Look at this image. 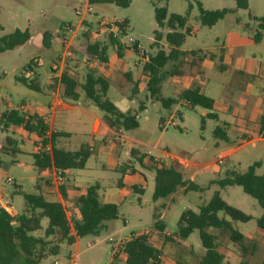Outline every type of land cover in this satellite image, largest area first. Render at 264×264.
<instances>
[{
    "label": "rangeland",
    "instance_id": "1",
    "mask_svg": "<svg viewBox=\"0 0 264 264\" xmlns=\"http://www.w3.org/2000/svg\"><path fill=\"white\" fill-rule=\"evenodd\" d=\"M197 1L204 9L226 8L230 12L213 26H202L198 20ZM189 2L192 3V9L188 12L187 24L192 32L186 35L180 46L181 50L218 51L221 47L229 50L233 46V54L237 59L255 57L264 63V39L258 43L251 40L257 19L264 16V0H248V7L245 9L237 8L234 0H159L158 5H166L168 13L186 14ZM83 7L84 0H0V37L15 28H28L31 35L29 43L0 52V110L7 105H12L16 109L21 101H25L29 109L40 111L39 107H43L44 111H48L46 103L50 101L51 94L44 85L46 81L52 83L49 79L46 80V74H49V67L53 66V61L60 65L58 57L66 58L70 55V49L67 53L63 50L62 32L65 25L70 23L76 25L79 22L83 14L78 17L75 15V10H81ZM101 18L114 21L127 20L128 31L118 40L121 44H125L128 42V37L136 39L145 54H153L157 50L153 46L154 30L160 29L163 33L167 31L166 28L157 27L151 0H130L128 7H120L114 3L90 4V11L85 14L83 25L87 29H94ZM245 24L248 25L247 28ZM45 32L50 35L51 42L48 45L43 43ZM78 34L80 35L81 31H78ZM63 36L68 39L71 32L66 31ZM80 38L82 43L80 46L85 52L87 43L82 37ZM159 47L163 49L168 47L164 39L160 41ZM106 48L107 55L111 58L116 50L110 44H107ZM127 51L130 66L138 60L143 62L144 59L135 51L131 49ZM31 58L37 59V63L42 62V65L36 69L39 78L34 81L38 89L41 86V90H35L17 80V76L24 73L23 68H26ZM188 59L185 58L186 61ZM67 62L73 63V60ZM67 62H64L63 70L69 65ZM170 66L169 64L166 68ZM71 67L75 69L74 66ZM183 69L186 73L190 71L187 63L184 64ZM139 70L136 75L141 77L142 63ZM205 72L206 75H200L197 83L208 96L217 101L215 108L217 120L207 117L208 109L201 106L190 107L183 100L169 109L165 108L159 101L150 98L146 88H140L137 97L134 96L137 100L130 101L129 82L122 77L121 84L127 87L125 89L122 87L121 90L117 86L119 76H111L107 96L119 110L130 109L137 114L138 126L129 131H122V134L130 137L133 142L120 139L121 143L116 146L113 153L108 155L93 153L87 159L84 169L80 171L72 169L73 174L68 178L71 179L76 172H80L81 181L99 179L107 185V189H110L107 191L110 194L106 197L118 203L119 216L115 220L108 221L106 229H102L98 235H85L78 238V243L70 244L65 238L48 237L46 240L51 243L45 247L46 251L42 257L29 264H115L108 255L110 248L108 237L118 240L133 231L150 230L155 220L154 213L158 214V219L165 225L166 233L173 234L177 229L181 212L184 209L197 211L216 190L228 204L252 216L247 222H232V226L244 236L247 246L245 253L236 242L228 238V231L227 235L223 233L224 235L221 236L220 250L226 255L227 261L233 264L246 259L251 264H264V233L258 229L255 222L262 213L260 205L238 185L220 188L216 184L226 171L243 172L254 162L259 163L255 170L257 174H261L264 170V138L254 139L257 133L249 127L246 128L243 119L237 117L233 122L234 113L243 105L242 92H246L247 89L251 90L253 95H261L262 86L256 77L238 73L236 70L228 71L223 81H217L208 75L207 69ZM78 76L80 79L84 77L81 74ZM28 77L32 79L33 76ZM166 83L164 81L161 84V95L176 97L173 87ZM225 87H227V99L224 96ZM82 100L83 96L76 102L67 101L79 105ZM140 100L143 101L145 108L138 107ZM226 105L227 111L223 109ZM225 120L227 135L226 139H221L213 134V129ZM241 131L249 135L247 139L241 137ZM2 140L0 133V142ZM83 140L89 141V136L79 130L70 139L73 147L77 145V141ZM108 143L114 144L110 140ZM131 148L138 151L137 156H141V162L136 156L129 159L137 171L136 177L140 178L143 190L139 193L130 188L126 194L120 196L115 186L119 174L109 166L112 158L110 155L118 154V162L121 163L126 161L127 151ZM148 152L150 157L160 160L166 166L174 161L178 162L183 179L193 182L197 189L184 191L183 188H178L167 197L153 200L154 171L146 167L150 159L147 156ZM219 158H223V162L215 164ZM102 164L106 165L105 168H102ZM36 174L35 169L23 170L17 165L2 168L0 188L10 194L5 199L15 209H22L24 204L22 196L14 192L17 186H20V190L25 193L39 192L30 180V176ZM7 177L12 179V182L9 183ZM99 191L102 195L103 189ZM67 210L68 215L73 211L71 206ZM218 215L222 216L221 213ZM124 219L127 220L125 224ZM40 224L41 228L31 233L33 236L43 235L44 229L48 226V219L42 218ZM207 231L214 234L219 232L218 229L213 228H208ZM154 241L155 244L161 243L158 239ZM50 248L52 250L48 251ZM202 252L198 231L193 230L184 241L174 237L173 242L163 243L159 264H197ZM14 263L25 264L24 258H19Z\"/></svg>",
    "mask_w": 264,
    "mask_h": 264
},
{
    "label": "trees",
    "instance_id": "2",
    "mask_svg": "<svg viewBox=\"0 0 264 264\" xmlns=\"http://www.w3.org/2000/svg\"><path fill=\"white\" fill-rule=\"evenodd\" d=\"M159 0H151L154 7V18L158 28H166L163 33L160 29L153 32V46L157 48L153 54H145L142 69L148 76L146 83L150 98L159 101L165 108H171L178 101L183 100L188 106H201L208 109L207 117L216 119L213 112V99L202 93L198 88L185 89L176 98L163 97L160 94L162 82L170 76H182L185 74L183 66L188 63L190 67L199 69L201 61L208 57L211 60L221 61V56L214 55L207 50L183 51L180 49L187 34L190 33L188 26V12L192 9V3H188L186 14L168 13L166 5H158ZM237 8H247L248 0H234ZM114 3L120 7H128L130 0H89L93 3ZM198 20L202 26L211 27L221 20L229 9H204L197 1ZM119 29L125 34L127 31V20H122ZM246 28L247 24L244 25ZM30 38L28 28L23 30L15 28L7 35L0 37V52L12 50L23 45ZM49 34H43L44 45L49 44ZM164 39L167 48L159 47L160 41ZM264 39V16L257 19L256 26L252 30L251 40L258 43ZM110 44L120 56L123 46L120 42L109 35L104 42L94 41L86 45V51L91 57L100 61H106V45ZM136 52V51H135ZM185 58H189L187 61ZM37 64V59H31L23 68V72L31 71ZM171 65L166 68L167 65ZM222 69V65L218 64ZM17 76L21 83L34 88V80L28 79L25 75ZM60 82L63 95L73 101L83 93L84 97L90 100L105 113L108 124L117 129L129 131L138 126L135 116L129 112L120 111L108 98L107 90L109 83L107 79L93 70H88L84 80L80 82L75 76L67 71H62ZM134 86L132 92H134ZM10 125L20 126L28 132H35L40 138L45 135L47 124L37 114H21L16 109H5L0 113V128ZM264 116L261 117L262 128ZM213 134L221 139H226L225 126L216 125ZM56 134L51 136V154L46 151H36L32 154L33 165L38 170H48L51 166L64 170L82 169L89 156L93 153L92 147L82 143L77 150L68 151L54 144ZM19 149L16 141L11 136H6L3 143H0V168L5 165L2 157L9 158L10 163H15ZM141 160V159H139ZM259 163L254 162L245 171L238 172L228 170L224 176L217 180L218 187L238 185L242 191L256 199L262 209V213L255 219L256 226L264 233V170L261 174L256 173ZM154 171L153 200L161 199L171 195L178 188L184 191L196 190L193 182L183 179L180 171V164L176 161L166 166L161 161H155L149 166ZM24 200V207L20 212L11 215L5 208L0 206V264H15L19 258H24L25 264L38 261L46 251L48 237L65 238L71 244L74 238H81L85 235H98L102 229H106V223L115 220L119 216V208L116 204L105 202L99 193V184L94 182L88 185L84 194L78 197L76 207L78 214L67 218L66 210L60 202L47 200L41 192L25 193L19 192ZM218 213L222 216L219 217ZM155 220L150 230L130 238L123 248L124 264H159L163 243L174 241V237L185 240L193 230L198 231V236L203 248V254L199 257L197 264H230L226 256L220 252V237L225 233L228 238L236 242L245 253L247 250L244 236L232 222H247L252 216L244 211L228 204L219 194L214 191L209 200L201 205L197 211L184 209L179 217L177 229L173 234L165 232V225L153 214ZM46 217L48 226L44 229L42 236H33L31 233L41 228V220ZM208 228L218 229V234L208 232ZM154 239L161 241L155 244ZM55 246H52L54 248ZM50 248L48 251H51ZM233 264H251L242 259Z\"/></svg>",
    "mask_w": 264,
    "mask_h": 264
},
{
    "label": "crops",
    "instance_id": "3",
    "mask_svg": "<svg viewBox=\"0 0 264 264\" xmlns=\"http://www.w3.org/2000/svg\"><path fill=\"white\" fill-rule=\"evenodd\" d=\"M96 32H97V29L95 27L94 29H88V32L86 33H81L80 35L78 34L75 37L70 36L66 44L64 42V39H67V38L63 36L62 34L61 43H62V46L64 47L63 48L64 52L67 53V50L69 49L71 51H70V55L66 58L65 56L58 57V59L60 60V63H59L60 65H57V63L53 61V66L49 67V74H46L47 76L46 80L49 79L50 83H52V84H49V82L46 81V84L44 85L46 90L51 94L50 101L46 103V107L48 111H44L43 107L42 108L39 107L40 111L27 108L28 111L26 113L27 114H37L40 117H43V116L46 117L47 130L45 132L44 139H45L46 133L52 129L53 134H56V137L54 138V144L56 147H60L68 151H74V150H77L82 143H87L89 146L92 147L94 154L101 153V154L108 155V154L113 153L116 146L119 143H121L120 139H127L132 142L133 140L130 137L124 136L122 134V131H123L122 129L116 130L115 128L111 127L105 118V113L102 110H100L96 105H94L90 100L85 98L82 92L79 93V97L76 100V101L80 100L81 97L83 96V100L81 104L77 105V103L73 104V103L68 102L67 100H71V99L63 95V90H62V86L60 82L61 72L67 71L69 74H71L72 76H75L80 82H82L84 80L86 72L88 70H93L96 74L102 75L107 79L109 83V87H110L111 76H119V82L117 86L121 90L127 87L121 84V79L122 77H124L127 80V82H129L130 84L131 94H129L128 96L130 101L133 99H136L134 96L138 93V90L140 88L147 89L146 83L148 80V76L144 72L142 73L141 77L136 75L138 71H140L139 68H140L141 63L143 66V63L145 62V60H143V62H140V60H138L136 62L131 63V66H130V59L128 56L129 52L127 51L128 49L123 48V50L120 53V56L115 52L114 55H112L110 58V56L107 55V48H106V61L104 62L100 61L96 57L94 58L91 57L87 53V51L84 52L83 48L80 46L82 45V43H80V40H81L80 37H82L86 43H89V42L91 43L94 41L104 42L106 40V36L104 33L102 32L96 33ZM191 32L192 31L190 30V33ZM30 39H31V35H30L29 40L26 43H29ZM74 41L76 42L72 45ZM50 42L51 41L49 38V44ZM103 45H106V44H103ZM211 52L214 53V55H216L217 57L220 55L221 61L217 60V58L216 60H211L210 58L205 57L201 61L199 69L197 67L189 66L190 71L188 73L185 72V74L182 76H170L164 81L167 82L166 84L169 83L173 87V90L177 94V96L181 91L185 89H192L195 87L198 88L202 93L207 95L205 91L202 89V87H200L199 83H197L199 81L200 75H203V76L206 75L205 69L208 70V75H211L217 81H223L224 77L227 76V72L233 71V70H236L238 73H241V74L250 75L251 77L253 76L256 77V79L260 82L262 86V94L253 95L250 92L251 90L248 91L247 89H245L247 93L242 92V95H241L243 99V105L241 106V109L236 110V112L234 113L233 122L235 118L237 119V117H239L240 119H243L244 126L246 128L249 127L252 131L257 133V136L254 137V139H258L260 137L264 138V126L262 128L260 127L261 117L264 116V63L258 61L255 57H252V58L241 57L240 59H237L236 57H234V54H233L234 53L233 46L229 50L225 49L224 47H221L218 51H211ZM31 59H34V58H31ZM67 60H73V63H68ZM84 60H87V62L84 63ZM64 62L65 63L67 62L69 65L63 70ZM218 64H221L223 68L220 69L218 67ZM41 65H42V62H38L35 66L32 67L31 71L30 70L27 71L26 73H24V75L28 79H30L28 76L32 75L33 76L32 78L34 79V81L35 79L37 80L39 76L36 73V69L37 67ZM71 66H74L75 69H72ZM80 74L84 76L81 79L78 76ZM131 84H132V87H131ZM33 86L35 90H41V86H40V89H38V86H36L35 84ZM134 86H136V89L134 92H132ZM122 87L124 88L122 89ZM146 92H148V90H146ZM128 93H129V90H128ZM224 96H225V99H227V87L224 88ZM176 97H172V98H176ZM212 99L214 101L213 112H215L217 116V113L215 111V108L217 106V101H215L214 98ZM140 101L141 102L138 107L140 109L145 108L143 101L142 100ZM20 103H25V101H21ZM26 105L28 107V104ZM5 109H9L8 105L3 110ZM223 109L227 111V105ZM3 110H0V113ZM120 111L122 112L129 111L134 116H137L136 112L131 111L130 109L120 110ZM217 119H218V116L216 117V120ZM220 123L221 124H217V125L225 126L226 135H227V121L225 120ZM77 130H79L81 133H84L85 135H88L89 141H84V140L77 141V145L73 147L71 145L70 139L75 134V132H77ZM0 133H2V138H3V140L0 143L4 142L6 136H11L15 139L16 146L19 149V154L15 158L16 160L15 163H10L9 158L2 157L3 160L5 161V165H3L0 168V172L2 171V168L7 167L8 165H17L18 167L23 168V170L35 169L37 171V174L30 176V180L33 181L35 188L39 192H41L47 200L60 202L66 210L67 218L76 216L78 214L77 207H76L77 199L79 196L84 194L86 187L94 182H97L99 184V190L103 189L102 191L103 194L101 195L100 191L99 193L105 202L113 203L116 205L118 204L114 202L113 200L108 199L106 197L107 194H110V192L107 193V191L110 189L109 188L107 189V185L99 181V179L93 180V181H81L80 172H76L74 176L71 179H69L68 176H71L73 173L71 172L72 169H67L63 171L64 172L63 182L60 184H57L53 179L51 168L48 170H41V169L38 170L37 168H35L33 165L32 154L36 152L35 146L37 144V141L41 139L35 132H28L27 130L23 129L20 126L10 125L5 128H0ZM248 136L249 135L245 131H241L242 138L247 139ZM109 140L112 141L114 144H109L108 143ZM137 155H138V151L134 148H131L130 150L127 151L126 161H122L121 163L118 162V158H119L118 154L110 155L112 158L110 160L109 166L113 168L114 171L118 172L119 174L115 181V186L117 187V193L120 196L126 194L129 191L128 189L130 188L134 190L135 192H139V193L142 192L143 190L142 185L140 183V178L136 177L137 171L129 159V157L132 158L135 156L138 160L141 159L140 158L141 156H137ZM149 155H150V152H149ZM155 161H160V160L150 157L148 164H147L148 166L146 167L150 169L149 166H151V163ZM139 162H141V160H139ZM101 166L102 168H105L106 165L102 164ZM82 169H77V170L80 171ZM21 179L24 180L23 177H21ZM15 190L14 192L16 193L22 192V190H20V186H17ZM9 195L10 194H7L0 188V206L5 208L11 215H14L15 213L20 212L23 209L24 204H23L22 209L20 210L15 209L12 205L8 203V200L5 199L9 197ZM70 206L73 211L71 212L70 215H68L67 208H69ZM123 222L125 224L127 223V220L124 219ZM134 232H141V231H133L131 233H134ZM167 234H170V233H167ZM73 243H78V239L74 238ZM219 250H220V247H219ZM220 252L222 251L220 250ZM189 253L192 254L191 252ZM123 261H124V256H123Z\"/></svg>",
    "mask_w": 264,
    "mask_h": 264
},
{
    "label": "built area",
    "instance_id": "4",
    "mask_svg": "<svg viewBox=\"0 0 264 264\" xmlns=\"http://www.w3.org/2000/svg\"><path fill=\"white\" fill-rule=\"evenodd\" d=\"M90 11V3L89 0H84V7L81 10H75V15L76 16H80V14H83L82 17L80 18L79 22L76 25L73 24H67L64 27L63 30V34L66 31L71 32V36L75 37L78 35V31H81V33H86L88 32V29L84 27L83 23H84V16L85 14H88ZM121 21H114V20H110V19H104L101 18L98 20V26L96 27L97 32H102L105 34L106 37H108L109 35H111L112 37L116 38L117 40L119 39V37L121 36H125V34L122 33L121 29H119V23ZM68 39H64L65 44L67 43ZM119 41V40H118ZM120 42V41H119ZM121 44V43H120ZM123 46V48L125 49H131L133 51H136L141 58H144L145 52L142 49V46L140 45V43L132 38V37H128V42L125 44H121ZM87 60H84V63H86ZM9 109H15L13 108L12 105H8ZM27 105L25 103H19L16 110L18 112H20L21 114H26L27 112ZM42 119L46 122V117L43 116ZM135 119H137V116H135ZM53 134V130L51 129L50 131H48L46 133L45 139L44 136L41 137V139H39L37 141V144L35 146L36 151H46L49 154H51V136ZM43 138V139H42ZM147 155H149V152L147 153ZM223 162V158H219L216 160L215 164H220ZM51 171H52V176L54 181L57 184H60L63 182L64 180V172L62 169L59 168H55L54 166H51ZM7 181L10 183L12 182V180L10 178H7ZM148 229H146L144 232H134L131 233L129 235L123 236L122 238H119L118 240L112 238V237H108L107 241L109 243V251H108V255L111 259V261L115 262V264H124L123 261V248H124V244L133 236H136L138 234L141 233H145L147 232Z\"/></svg>",
    "mask_w": 264,
    "mask_h": 264
}]
</instances>
